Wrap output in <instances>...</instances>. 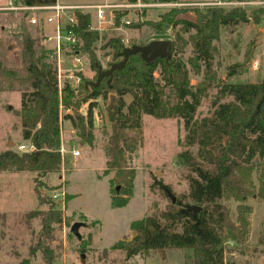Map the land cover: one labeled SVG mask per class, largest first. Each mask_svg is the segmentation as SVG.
<instances>
[{"label": "trees", "instance_id": "obj_1", "mask_svg": "<svg viewBox=\"0 0 264 264\" xmlns=\"http://www.w3.org/2000/svg\"><path fill=\"white\" fill-rule=\"evenodd\" d=\"M157 1L182 3L189 0ZM126 2L134 3L136 0ZM124 14L115 13L117 25ZM73 15L75 22L67 28L78 40L79 49L88 57L90 67L96 70V79L97 63L93 45L100 38L99 32L91 28L88 13L77 11ZM262 16L264 8L261 7L249 15L240 7L229 10L215 6L174 7L160 15L157 21H142L127 26H147L157 35L166 29L179 27L178 32L172 34L168 60L156 58L146 63L139 55H134L128 58L122 69L112 73L109 82L107 77L97 87H85V81L81 79L78 86L86 95L84 102L98 97L106 98L109 94L116 99L114 110L109 107L110 132L104 134L106 161L103 171V176L112 173L108 184L114 208L124 207L133 191L135 170L128 166L126 157L137 150L139 136L136 131L140 128L141 116L182 122V151L177 154V159L188 172L187 193L175 197V203H172L167 194L169 187L157 183L158 187L161 186V192L168 196L165 208L154 209L143 218L131 222L129 229L133 236L112 246V249L123 253L125 260L135 256L147 257L151 252L164 256L165 250L176 249L190 251V264H231L224 258L226 245L231 244L236 248L246 243L251 209L245 205V201L256 196L264 202L262 81L228 82L229 78L239 75L243 67L242 64L230 65L226 68L227 80L219 82L216 106L202 117L197 116V110L215 82L211 64L214 58L213 43L218 40L220 29L249 20L257 23ZM26 17V14L22 16L24 19ZM107 45L112 48L114 58H118L117 55L125 48L118 38L110 39ZM186 45L191 47V56L183 60ZM189 72L195 76L201 75V80L192 85ZM0 78L8 91L21 92V106L16 113L20 121L21 139L34 148L30 152L1 151L0 173L30 172L35 174L36 181L60 170V104L75 111L74 115H64L63 119L70 121L81 143L91 147L93 104H89L86 116L78 114V103L74 100L76 90L68 83L59 89L55 66L35 51L29 36L22 40L20 66L9 68L0 64ZM126 95L131 97L128 104L123 101ZM223 99L227 101L221 102ZM253 173L257 174V187L252 180ZM37 189L36 185V197ZM229 199L238 203L234 221L221 203ZM186 204L198 206L200 210L194 214L185 213L182 208ZM53 208L57 209L59 205L51 202L49 209L52 211L32 213L34 216L41 215V229L36 248L29 249V255L41 251L46 264H50L52 258L44 246L45 242L51 236L52 225L61 221L60 211ZM258 243L264 246V232Z\"/></svg>", "mask_w": 264, "mask_h": 264}, {"label": "rangeland", "instance_id": "obj_2", "mask_svg": "<svg viewBox=\"0 0 264 264\" xmlns=\"http://www.w3.org/2000/svg\"><path fill=\"white\" fill-rule=\"evenodd\" d=\"M8 1V0H7ZM12 1V0H9ZM20 2V0H15ZM84 1V0H83ZM99 2L100 0H88ZM113 4H124L126 0H112ZM136 3L144 7L119 9L128 16L130 24L137 22L157 21L159 16L174 7L206 8L222 7L226 10L240 7L248 15L258 8H264V0H189L176 5L163 4L157 0H137ZM0 2V8L4 7ZM83 12V11H82ZM70 15V14H69ZM114 15L107 12L106 19ZM67 18L62 17V23ZM91 27L97 29L98 22L91 20ZM99 32V40L93 45V54L97 68L106 70L109 65L119 58H114L112 48L107 42L118 38L124 47L144 45L152 40H173L172 34L178 32L179 27L166 29L157 35L147 27L130 28L121 25L116 29L106 24ZM48 31V32H47ZM46 32L27 23L22 18V12L11 13L0 11V64L9 68L20 66L23 37L29 36L33 40L35 51L45 56L48 62L51 46L45 41ZM187 38L186 35H183ZM214 46V58L211 70L215 75L214 85L209 89L198 107L197 116L202 117L210 113L217 104L219 82H225L226 68L233 64H242L239 75L229 78L228 82L257 83L262 81L264 74V16L257 23L249 20L234 26L221 28ZM78 52L80 63L74 62L70 56ZM61 65V87L64 83L76 90L75 101L78 103L77 112L86 116L89 104L92 109L91 147L81 143L76 136L69 120L60 118V135L64 149V162L57 173L37 178L30 172L4 171L0 173V264H46L41 251L29 255V249L36 246L37 237L41 229V215L33 212L49 211L50 203L59 205L61 221L52 225V233L45 242V248L51 254L50 264H190L191 253L187 250L168 249L164 256L151 252L147 257L135 256L125 260L123 253L112 246L120 240H129L133 233L129 229L131 222L143 218L154 209L163 210L167 204V197L159 187L168 186L169 193L178 197L187 193V170L179 163L177 154L182 151L180 142L183 137L182 122L178 120H155L149 116H141L140 128L136 131L139 136L137 150L126 157L128 166L134 168L133 191L128 203L121 208L111 205L108 180L112 173L103 176L105 170L104 134L110 132L109 119L110 98L98 97L86 100L85 94L79 90L74 78L68 80L64 76H73L86 82H94L96 70L90 67L88 57L79 49V42L73 47L63 48ZM191 56V47L186 45L182 59ZM67 57V59H66ZM189 69V68H188ZM58 78V77H57ZM192 85L201 80V75L195 76L189 72ZM114 96V95H113ZM115 97L113 104L115 103ZM229 100V99H228ZM125 104L130 103L131 97H123ZM227 101L223 99L221 102ZM21 92L8 91L5 82L0 78V152L6 149L18 151L17 146L27 144L21 139L20 121L16 113L21 106ZM115 105V104H114ZM72 110L70 114L74 115ZM15 143H14V142ZM8 142L13 146L8 147ZM74 146L79 151L78 157H71L69 151ZM71 160V163H70ZM62 171L63 176H62ZM61 177H64L61 179ZM252 180L257 187V174L253 173ZM161 182L158 187L157 183ZM38 186L37 197L34 193ZM64 187L61 196L58 187ZM54 194L60 195L53 199ZM68 199V200H67ZM228 209L232 221L236 218L234 200H222ZM251 213L248 216L249 232L243 246L226 245L225 261L231 264H264V246L258 243L264 232V202L252 196L245 201ZM52 211V210H51ZM40 214V213H39ZM82 225L77 229L80 239L71 232L73 223ZM36 248V247H35Z\"/></svg>", "mask_w": 264, "mask_h": 264}, {"label": "built area", "instance_id": "obj_3", "mask_svg": "<svg viewBox=\"0 0 264 264\" xmlns=\"http://www.w3.org/2000/svg\"><path fill=\"white\" fill-rule=\"evenodd\" d=\"M137 1V0H136ZM164 4V3H163ZM169 5H176L178 3H165ZM144 4L140 3H126L125 5H120V4H92L88 6H62L59 4H54L52 6H36V7H30L26 6L24 4H20V2H16L15 0L9 1L7 5L4 7L0 8V11H8V12H22V16L24 14L27 15L26 21L29 25L31 26H38L39 28H42L45 25H50L53 27V34L50 35L47 38V42L51 43V52L49 54V58L52 60L53 65L55 66V69L57 71V80H58V87L59 89L61 88V65H62V56H63V48L71 46L73 47L77 43V39L73 35V32L67 28L68 26H71L74 22V13L79 11V12H84L88 13L90 16L93 13L94 16L97 19V22L99 24V27L95 30H102L104 27H100L102 24H106L108 26H112L116 29L120 28L121 25H126L129 26V17L124 14L120 19H119V24L117 25L115 22V13L120 12L119 9H131L133 7H144ZM114 12V15L106 19V14L107 12ZM70 14V15H69ZM62 17H66L67 20L66 22L62 23ZM92 28V27H91ZM93 29V28H92ZM78 52H73V55L70 56L72 60L76 63H80V58L77 57ZM68 80L74 78L75 84L78 86L80 83V79L77 77L73 76H64ZM72 111L71 108H64L61 104L59 106V117L61 118L62 113L63 115L65 114H70ZM34 148L31 146L29 143L27 144H20L17 146V150L19 152H30ZM59 153L62 159V164L64 162V154L68 153L63 146V141L62 138H60V145H59ZM69 154L71 157H78L79 151L74 149V146H72V149L69 151ZM63 171H62V176H63ZM64 177H61L63 179ZM60 191L59 193L61 196H64V187H60L58 189ZM60 195L54 194L52 196L53 199H59Z\"/></svg>", "mask_w": 264, "mask_h": 264}, {"label": "water", "instance_id": "obj_4", "mask_svg": "<svg viewBox=\"0 0 264 264\" xmlns=\"http://www.w3.org/2000/svg\"><path fill=\"white\" fill-rule=\"evenodd\" d=\"M171 41L169 40H152L144 45H131L129 47H125L121 53L117 55L119 60L115 63H112L108 69L100 70V67L97 68V77L94 82H86L85 87H97L103 78L108 77V82L112 76V73L116 70L122 69L128 58L130 56L139 55L140 59L146 63H151L156 58H163L168 60L171 53ZM262 91L264 93V74L262 77ZM114 96L112 95L110 98V108L114 110L113 105ZM13 146L12 142H8V147ZM171 198L172 203H175V197L170 193H167ZM183 211L185 213L194 214L195 212L200 210V207L195 205L186 204L183 206ZM82 225V223L75 222L70 227V232L77 238L80 239V236L77 232V229Z\"/></svg>", "mask_w": 264, "mask_h": 264}, {"label": "crops", "instance_id": "obj_5", "mask_svg": "<svg viewBox=\"0 0 264 264\" xmlns=\"http://www.w3.org/2000/svg\"><path fill=\"white\" fill-rule=\"evenodd\" d=\"M0 2H3L4 5H7L9 0L8 1L7 0H0ZM20 4H24V5L30 6V7L52 6L54 4H59L62 6H88V5H92V4H113V1L112 0H100L99 2L94 3V2H90L88 0H84V1L83 0H20ZM125 4L126 3H124V5ZM120 5H123V4H120ZM90 17H91V20L94 19V21L97 22V19L93 13L91 14ZM48 28H49V35H47V33L45 34V41L47 44H49L51 46V43L47 42V38L53 34V27L50 25H45L39 29H42V31L46 32ZM62 58H63V56H62ZM66 59H67V57H66ZM70 163H71V160H70Z\"/></svg>", "mask_w": 264, "mask_h": 264}]
</instances>
